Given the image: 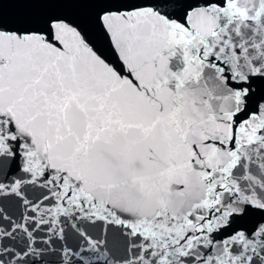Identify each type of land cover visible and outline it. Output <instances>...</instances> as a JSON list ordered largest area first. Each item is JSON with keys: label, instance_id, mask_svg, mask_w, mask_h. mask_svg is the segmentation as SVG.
Here are the masks:
<instances>
[{"label": "snow or ice", "instance_id": "obj_1", "mask_svg": "<svg viewBox=\"0 0 264 264\" xmlns=\"http://www.w3.org/2000/svg\"><path fill=\"white\" fill-rule=\"evenodd\" d=\"M0 264H264V0H0Z\"/></svg>", "mask_w": 264, "mask_h": 264}, {"label": "water", "instance_id": "obj_2", "mask_svg": "<svg viewBox=\"0 0 264 264\" xmlns=\"http://www.w3.org/2000/svg\"><path fill=\"white\" fill-rule=\"evenodd\" d=\"M20 10H21V7L20 6H16V5L9 6V8L7 9L9 14H13V13H15L17 11H20Z\"/></svg>", "mask_w": 264, "mask_h": 264}]
</instances>
